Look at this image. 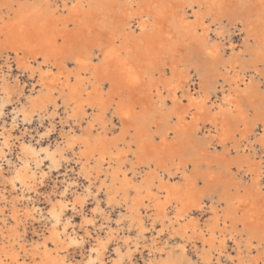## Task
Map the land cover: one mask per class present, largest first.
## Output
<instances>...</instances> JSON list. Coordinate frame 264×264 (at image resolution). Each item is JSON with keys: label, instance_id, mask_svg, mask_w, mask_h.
<instances>
[{"label": "bare ground", "instance_id": "1", "mask_svg": "<svg viewBox=\"0 0 264 264\" xmlns=\"http://www.w3.org/2000/svg\"><path fill=\"white\" fill-rule=\"evenodd\" d=\"M86 1H88L89 4L87 7L88 12L96 15L98 18L93 23V27L96 28L98 33H101L104 30L105 32L106 30L110 32L111 38L107 45L103 47V44L99 42V38L96 37L94 49L87 52V50H84L82 47L86 39L81 38V48H79V43L77 41L72 48H68V44H65L56 51L57 40H46V42L48 41L49 46V48L46 49L48 50L45 54L46 60L48 62L47 58L52 55V53H56L57 56H60L58 63L55 61V64L61 68L59 71H55L53 68H48L49 65H47L48 69L39 72L31 69L29 67L31 60L29 61L30 57H28L31 54L24 58H17L24 61V63H21V65L24 64L23 67L26 69L29 68L28 70H33L34 73H38V82L41 86L37 95H30L31 97L29 98L30 101L28 103L29 107L20 109L25 120H31V117H33L34 114H38L40 118H45L48 114L49 116H54L56 110L51 112L53 108L50 109V105H53L54 107L59 106V104L61 105V103L58 104V99L53 98V95H56L57 93L58 97L63 101L67 117L74 121L76 125L77 123L81 125V123H83L81 120H87L88 124H86V127L84 126L82 131L81 127L80 131H77L74 129L76 125H73L70 130L61 132V138L63 141L58 142V144H56L58 146H56L54 150H51L50 147L42 148V151L45 153V156L43 157L38 154L36 147L24 144L22 150H24L27 155L26 159L23 160L25 164L19 169L16 168L17 170H15L14 175L12 177L10 176L13 190L16 191L17 189V181L21 183V187L27 189V186L30 183L38 180V174L36 172H33V174H30L29 172L33 169L31 170L29 165L32 157L29 159L28 156L35 157L36 163L40 166L44 162V158H47L53 167H58L61 164V160L67 156L68 152H71L73 155H77L75 159L79 164V171L77 173L91 182V185L99 180L100 183H98L97 191L101 193L104 192L107 204L115 202L119 208L126 211L128 210L127 221L131 226L137 224L136 226L139 229L138 232L145 238V234L149 232V228L147 227V220L145 219L143 207L147 212H152L149 217L154 222H159L161 224L162 233L167 232L173 236L176 235V237L178 235L182 238H188L187 241L191 240L192 244H194V251H196L200 259L203 260H201V263L203 264H212L216 259L215 257H217L216 261H219L218 259L221 257H226L233 263H236L238 260L239 264H263L264 233L259 229V225L258 228L249 226V223L253 220L252 214L254 212V206L252 204L253 199L251 200L252 197L241 196L239 194L232 195L229 192L231 191L229 190L230 188L224 187L221 192L217 190V192L220 193V198L217 201H214V198L212 197L209 198L212 203L208 205L204 194L207 190H199L198 180L200 178L203 179L206 188L211 187V189H213L215 184L214 182H211V176L208 170L203 173L199 171L201 161L204 159L198 150L190 151L194 153H191L186 157L181 153L178 154L177 157H174V160L172 159V164L175 165V172H172L165 166L162 157L158 153L150 154L148 151L140 155L139 163L141 165H139V167L144 168L145 171L147 168L155 166L149 171V173L143 174V172H141L140 176L135 177V175L134 177L129 178L127 177L128 175L125 172V168L128 166V163H133L131 156H138V153L142 152V146L144 144L151 145L154 136L156 135H153V132L151 133L148 128H151L154 123L157 125L155 115L160 111V106H155L151 104L150 99H146L143 112L138 114L134 105L136 104V100H133V97L131 98L132 95L128 94V92H132V90L136 88L138 82L144 80L149 75L148 65H150L155 56L158 59V56L169 52L174 60L171 81L168 82V78H166L167 82H164V80L160 82L161 84H154V88L159 89L160 85H162L164 89L172 91L171 97L173 104L168 106L169 108L167 110L163 109L160 112V119L166 123L171 120L170 118L172 114H175L179 118L180 125H183L184 123L180 122V120L182 119V121H184L185 118L188 117L187 115L191 114V110L196 108L198 110V118L195 122V126H198L201 121L204 123V126H209V129L207 130H210L214 135L211 136H213V138L217 137V139L222 142L230 136L231 127L229 123L235 120L234 115L240 114L241 117H245L244 115L247 112V102H249L251 106H255V108L260 107L253 103V95L257 93V88L254 87L253 78L247 81L246 75L248 73L246 74L245 64H252L251 66L255 67L256 72H258L260 65H264V6L260 8L253 7L251 9L249 2L252 0H188L189 6L194 4L206 6V11L203 16L212 14L213 18L218 20H221V17L223 16H228L229 18H232L234 25H242L247 34L245 47L243 49L245 55H243L236 51L234 45L228 47L231 49V53H226V48L222 47L221 40L213 38L211 36L212 33L210 34L209 29H205V27L203 29L204 32L198 34V26L200 24L197 23V20L189 21L190 19L187 20L185 17L178 16V9L172 7V4L174 5V2L177 0H137V8L135 10L132 9L131 3L129 2L126 5L121 6L119 0ZM179 1H182L181 7L185 10L186 7L184 6L183 0ZM261 1L263 0H258V2ZM83 3L84 1H81V5L79 4V7L75 5L74 8L83 9ZM185 3L187 4V2ZM25 8H27V6H25ZM25 8L22 6V14L19 17L17 16V19L9 24L7 30L8 33H10L9 41L13 42L12 48L18 56L22 53L20 50H24L23 48L26 46L25 40H28V38L24 39L26 35H32L31 38H36L35 40L37 41H43L42 38L44 37V34L46 35L47 33L45 31L48 30L49 27L51 30V26L55 24V20L48 17L46 14L47 11L41 7ZM198 16L197 17L201 19V14ZM114 23L118 29L112 28ZM164 23H174L179 36L189 38L193 41V43L190 42L187 45V52L184 55L185 60L178 57L176 54L177 48L174 41L171 39L173 33H176H172L165 29ZM148 30L151 33H148ZM216 35L220 38L222 36L221 32H217ZM65 36L66 33L63 32L62 37ZM252 38H254V41H252ZM118 40H121V43H119ZM23 43L25 46H22ZM98 51H100V55L98 54ZM190 53L197 55V59H195L196 61L193 62L196 67L199 62L203 63L202 65L206 68L205 74L207 73L208 75L213 70L214 72L221 70L224 71V74H220V76H223L226 82L225 85H229L230 87L225 89L224 87L226 86H224L223 89H221L222 95H220V101L217 99L219 102H214V106L212 107L207 106L211 100V94L209 92L206 90H198L199 93L196 96L197 93L195 94L194 91H192L187 95L189 107L182 112H177L178 103L176 102V98L178 96L177 91L179 90L174 84L182 73L178 71V66L180 65L179 67H181V64L183 66L184 62L189 65ZM246 53L248 55H246ZM94 54L100 57L98 64L95 65L92 64ZM31 56L35 57L33 55ZM71 64L75 65V68L72 70L69 69ZM19 67L18 69H20ZM156 69H158V67ZM200 77L203 78L202 75H200ZM216 77H218V75H216ZM1 78L3 79V77ZM188 78L189 77L186 79ZM205 79L206 78H204V80ZM188 80L190 81V78ZM206 82L208 81L206 80ZM202 84L203 83L201 82V87ZM14 90L15 88L13 89V92H15ZM150 90H153L152 86ZM166 98L168 99V97ZM3 103L4 102H2V104ZM262 106L263 105H261V107ZM96 109L100 112L97 113ZM90 110H92V112H90ZM257 110L258 109L255 110L256 113L261 109ZM258 114L261 116L260 119L251 120L250 122L253 124L252 127L258 126L257 130H260L258 131V134L261 135L259 140L263 147L264 155V116L262 117V115H264V109ZM193 115L196 114L193 113ZM107 118H109L110 121H108ZM114 118L119 120L122 124L120 131L117 130V124L115 123ZM170 123L172 122L170 121ZM156 125L155 127H157ZM168 125L169 124H167V127L164 125L166 128H163V130L165 131H161L163 136L170 137L173 133L177 136L178 133H180L179 130L171 129V126L168 127ZM132 127L135 129V133L133 132L135 138L132 137L133 142L127 141V136L132 132ZM48 128L50 129L49 126ZM189 128L186 132L189 130L190 133L192 130ZM143 133L146 134L142 135ZM8 134L9 132L4 135V144L0 146V157H3L6 148L8 149V147H11V141ZM135 145H137V151L132 149ZM248 151L249 153L251 152V150ZM163 153H165V151ZM177 158H180L179 161L174 163ZM262 159V162L259 163L260 167L259 172L257 171L258 173L251 167L244 172L245 176H248L250 180H252L254 188H260L261 186L262 175L264 174V166L261 164H264V156ZM41 174L42 176H45V172ZM0 176L3 177V174H0ZM244 180H246V178ZM231 185L232 184H230V186ZM232 186L238 188L239 185L234 184ZM25 189L22 190L24 191ZM69 191L70 190L67 188L65 190L63 189L61 198L55 202L50 210L51 217L55 219V222L51 227L49 240L56 246V248H54L55 251L49 246L48 238L42 242L28 244L23 235L24 228L23 232H20L19 221H22L24 218H22L21 215L26 218L30 216L35 218L34 215L38 212V210L31 208L29 205H24L25 207L19 206L20 203L26 202V196L24 193L22 194L23 196H20L21 198H17V196L16 198L9 200L11 197H5L4 191L2 193L0 192V194L3 195L2 197L0 195V206L3 203H8L9 206L12 207V209H10L13 211L9 221L7 217L4 218L3 216L5 212L4 210H1V207L3 206L0 207V264H72V261H69L66 256H61L60 254V249H63L68 241L65 228H63V230L61 229V224L63 222L62 215L68 210L67 208L69 205L75 210L77 204H80L83 211L85 209L84 204L86 199L91 195L93 190L90 185L86 186L85 194L81 197L82 194L78 193L79 196L75 193V199L71 204L67 197ZM195 196L196 199H194ZM260 201H258V203H260ZM97 202L100 204L99 200ZM6 208H8V206ZM100 208L98 207L93 212L94 216L100 214ZM263 208L264 207H262V211H264ZM207 211H210L208 213L211 214V218L202 220V215L207 213ZM5 214H8V212ZM123 214L125 215L126 212H123ZM20 217L22 220H19ZM106 218L104 220H106ZM107 219H109V217ZM8 221L10 222V225L7 224L9 223ZM29 221L32 222V219ZM88 223L90 224L89 226L94 228V217L90 218ZM242 231L247 232L248 238L246 241L242 240V238H244ZM112 234L113 233L110 232L107 236L97 238L98 245L95 248L97 252V257L95 259L96 264H107L104 255L109 245L115 241V239H113L115 236H112ZM117 238H119V236ZM228 240H231L236 244L237 260L230 257L226 251ZM256 241H259L260 246H262L261 249L254 246V242ZM118 244H120V242ZM198 244H201V246H198ZM61 245L64 247H61ZM28 246L30 248H28ZM152 246L153 249L157 247L156 244H152ZM119 247L115 250L116 258L113 261V264H124L125 262L124 258L126 254H123ZM198 247H201V249L198 250ZM129 249L130 247L128 246V250ZM253 249L259 251L257 258L254 260V257H251ZM28 252L31 254H28ZM222 259L223 258H221V260ZM161 261L159 263L154 262V264H164V262Z\"/></svg>", "mask_w": 264, "mask_h": 264}, {"label": "rangeland", "instance_id": "2", "mask_svg": "<svg viewBox=\"0 0 264 264\" xmlns=\"http://www.w3.org/2000/svg\"><path fill=\"white\" fill-rule=\"evenodd\" d=\"M81 1H84L83 9L81 8L75 9L74 6L77 5L79 7L81 5L80 4ZM119 1H120L121 6H124L129 2L131 3L133 10L137 8V2H136L137 0L135 1L134 0L133 1L132 0H119ZM181 2L182 1H179V0L175 1L174 5L172 4V7L173 8L176 7L178 9V16L185 17L187 20L190 19L189 21L197 20V23L200 24L198 26V34H202L204 32L203 29L205 27V29H209L210 34L212 33L211 36L213 38H217L221 40L222 47L226 48L225 50L226 53H229V52L231 53V49L228 47H230V45H234L236 47V51L245 55V51L243 49L245 47V39L247 37V34L242 25L241 26L234 25L232 18H229L228 16L221 17V20L213 18L212 14L203 16V14H205V11H206V6L199 5V4H194L192 6H189L188 0H183L184 6L186 7L184 10L181 7L182 5ZM185 2H187V4ZM249 3H250L251 9L253 7L260 8L264 6V0L261 2H258V0H252ZM22 6L24 8L25 6H27V8L25 9H28V7L30 8L41 7L42 9L47 11L46 14L48 17L55 20V24L51 26L52 31L50 30V27L48 30L45 31L47 33L46 35L44 34V37L42 38L43 41H39V40L37 41L35 40L36 38H33V37L31 38L32 35H26L24 37V39L28 38V40H25L26 46L24 45V43L22 45V46H25L26 49L25 47L23 48L24 50L21 49L20 52L22 53L18 56L16 55V53L14 52V49L12 48L13 42L9 41L10 33H8L7 30L9 28V24H11L15 19H17V16L19 17L22 14V9H21ZM88 6L89 4H88V1L86 0H0V11H1L0 13V17H1V20H0V35H1L0 36V146L4 144V141H5L4 135L7 134L8 132H9L8 135L11 141V147H8V149L6 148L5 150L6 152L3 154V157H0V171H1L0 174H3V177L0 176L1 177L0 178L1 179L0 180V192L2 193L4 191L5 197H8V198L11 197L9 200H11L12 198L14 199L17 196H18L17 198H21L20 196H23L22 194L24 193V195L26 196V202L20 203L19 206L25 207L26 205H29L31 208H35L36 210H38V212L35 213L34 215L35 218L33 217L34 219L31 216H30L31 218L30 217L26 218L25 216L21 215V217L22 218L24 217V218L23 220L21 217L19 219V220H22L19 222L23 223V224L19 223L20 225L19 227L21 230L20 232L22 233L23 228H24L23 235L25 237V240L28 242V244L35 243V242H42L48 238L49 246L53 249V251H55L54 248H56V246L54 245L52 241L49 240L50 235H51V227L53 226L55 222V219L51 217V213H50L51 208L53 207L55 202L61 198L63 189L65 190L67 188L68 190H70L67 197L69 198L68 200H70V204H71L72 201H74L75 199V193L76 195L82 194L81 195L82 197L85 194L86 186L90 185L93 191L91 195L88 196L86 199L87 204L85 202L84 204L85 209L82 211L81 205L77 204L76 209L73 210L72 207L69 205V207L67 208L68 210H66V212L62 215L63 222L61 224V229L63 230V228H65L68 241L64 245L65 247L61 245V247H64V248L60 249V254L61 256H66L69 261H72V264H94V263L96 264L95 259L97 257V252L95 248L98 245L97 238L107 236L110 232L116 235L112 234V236H115L113 237L115 241L109 245L104 255V259L107 262V264H113V261L116 258L115 250L119 246H120L119 248L122 250V253L126 254L124 258L125 260L124 264H148V263L152 264V262L154 264V262L159 263L161 260L164 262V264H203L201 263L203 260L200 259L196 251H194L195 250V248L193 247L194 244H192L191 240L187 241L188 238H182L178 235L177 237L176 235H174L175 236L174 237L173 235L167 232L162 233L161 224L159 222H154L149 217V215L152 212L151 211L147 212V210L144 207H143L144 209L143 211L145 214V219L147 220V227L149 228V232L145 234L146 238L142 236V234L138 232L139 229L136 226L137 224L131 226L130 223L127 221L128 210L126 211V210H123L122 208H119V206L115 202H112L111 204H107V201H105L106 197L104 195V192L101 193L97 191L98 189L97 187L99 185L98 183H100L99 180L97 181L95 180L96 182L91 185V182H89L86 178H84L79 173H77L79 171V164L75 160L77 155L76 154L73 155L71 152L70 153L68 152L67 156L61 160V164L58 167H53L47 158L46 159L44 158V162L40 166L36 163L35 157L28 156L29 159L32 157L31 158L32 161L30 160L29 165L31 167V170L33 169L32 171H29V172L30 174H33V172H36L38 174L37 176L38 180L36 182L30 183L27 186V189H25L24 187H21L22 185L19 181H17L16 191L13 190L12 188L11 177L14 175L15 170L21 168V166L25 164L23 160L26 159L27 157L24 150H22V147L24 144L32 145L36 147L38 154L43 157L45 156V153L42 151V148L50 147L51 150H54L56 146H58L56 144H58V142L63 141V139L61 138L62 137L61 132H66L70 130L71 127H73V125L74 126L76 125L74 121L70 120L67 117V114L63 106L64 105L63 101L61 98L58 97L57 93L56 95H53V98L58 99L59 101L58 104L61 103V105L59 104V106L57 107L50 105V109L53 108L51 112L53 110H56V114L54 116H49L48 114L47 116H45L46 118L45 119V118H40L38 114H34V116L31 117V120H25L22 113L20 112L21 111L20 109L29 107V104H28L30 101L29 98L31 96L37 95L39 92L38 90H40L41 88L38 82V73H34L33 70L31 69H34L38 72L44 69H48V68H53L55 69V71H59L61 69L59 68V66L55 64V61L58 63L59 61L58 59H60V56H57L56 53H52V55H50L51 57L49 56L47 58L48 59V62H47L45 54L46 52H48V50L46 49H48L49 46H48V41L46 42V40L48 39L57 40L56 51H58L65 44H68L67 46L68 48H72L77 43V41L79 43V48H81V38L86 39L82 47L84 50H87V52L94 49L95 47L94 44L96 43V40H95L96 37L99 38V42L103 44L102 45L103 47L107 45L109 39L111 38L110 32L108 30H106L105 32L104 30L103 32L98 33L96 28L93 27V23L98 18L96 15L88 12V9H87ZM199 14H201V19L198 18L200 17L198 16ZM229 24L231 25L233 24V25L231 26ZM112 28L118 29L115 26V23L113 24ZM164 28L171 31L172 33L173 32L176 33V34L173 33V36H171V39L174 41V44L177 48V53H176L177 56L184 59L185 58L184 55L187 52V45L190 42L193 43V41H191L189 38H184V37L179 36L178 32L176 31L174 23H169V24L164 23ZM63 32L66 33L65 37H62ZM217 32H221V35H222L221 38L216 35ZM148 33H151V32L148 30ZM252 41H254V38H252ZM118 42L121 43V40H118ZM42 48H44L45 50ZM30 54L35 57H32ZM98 54L99 55L101 54L100 51H98ZM246 55L248 54L246 53ZM26 56L30 57L29 61L31 60L30 65H29V67L31 68L30 70H28L29 68L26 69L25 67H23L24 64L21 65V63H24V61H22L21 59H18L21 57L24 58ZM99 59L100 57L94 54L92 64L94 65L98 64ZM195 59H197V55L196 54L193 55L190 53V61L188 62L189 65L186 62H184L183 66L182 64H181V67H179L180 65L178 66V71L182 73L178 77V79L175 81V84H174L175 86L178 87V90L180 91V92L177 91V95H178L176 98V102L178 103L177 112H182L186 108L189 107V101L187 100V95L192 91H194L195 94L197 93L196 96L198 95L199 91L206 90L207 92H209L211 94V100L209 101L207 106L212 107L214 106V102L220 101V97H221L220 95H222L221 89H223L224 86H226L224 87L225 89L230 87L229 85L228 86L225 85L226 82L223 76H220V74L222 75L224 74V71L221 70V71L214 72L213 70L211 71V73H209L210 75L209 74L207 75V73L205 74L206 68L204 67V65H202L203 63L198 61L199 63L197 67L193 64V62L196 61ZM173 62H174L173 57L172 55L169 54V52L161 56H158V59L156 58V56L153 57L152 62L150 63V65H148L149 75L144 80H141L140 82H138L136 88L132 90V92H128V94L132 95L131 98L133 97L132 99L136 100V104L134 105L136 108V112L138 114L143 112L146 99L147 100L150 99L151 104L155 106L156 105L160 106L159 107L160 111L155 115L157 125L156 123L154 124L157 127H155V125L153 124L151 128H148L151 131V133L153 132V135L156 134L154 136L153 143L151 145L144 144L141 149L142 152H139L138 156H134V155L131 156L133 163L132 164L128 163V166L125 168V172L128 175L127 177L130 178V177H134L135 175H136L135 177L140 176L141 172H143V174H147L149 173V171H151L155 167V166L152 168L149 167L147 168L148 170L146 169L147 171L146 170L144 171V168L139 167V165H141L139 163V160H140L139 157L141 154H144V152L148 151L150 154L158 153L162 157L165 166L168 167L172 172H175L176 171L175 165L172 164V159L174 160V157H177L178 154L180 153L186 157V156H189L191 153H194L190 151L198 150L204 159L201 161L199 171L203 173L206 170H208L211 176V182L212 183L214 182L215 184L213 186L214 187L213 189H211V187L206 188L204 186L203 179L200 178L198 180L199 190H202V189L207 190L204 193L206 203H208V205L212 203L211 200L209 199L211 197L214 198V201H217L220 198L219 197L220 193H218L217 190L221 192L222 188L224 187L226 188L229 187L230 188L229 190H231L229 192L232 195L239 194L241 196H248L250 198L252 197L251 200L253 199L252 204L254 207L253 206L252 207L254 209V212L252 214L253 220L250 222L251 224L249 223V226L253 228L255 227L258 228V225H259L260 227L259 229H261V231H263L264 233V224H263L264 223V218H263L264 211H262V207H264V187H263L264 186V179H263L264 174L262 175L260 188H254L252 180H250L248 176H245V173H244L247 169H249V167L253 168L256 172L257 171L259 172V167H260L259 163L262 162L263 160L262 157L264 156L263 147L259 140V137L261 135L258 134V131L260 130H257L258 126L252 127L253 124L250 122L251 120H257V119L259 120L261 116L258 113H260V111L264 109V75H263L264 65H260L258 72H256L255 67L251 66L252 64L250 63L245 64L246 74L248 73L246 75V79L247 81H249L251 78H253L254 87L257 88V91H256L257 93L253 95V100H254L253 103H255L256 106L259 105L260 107L255 108V106L253 107L251 106L249 102H247V105H246L247 112L244 115L245 117L243 118L240 116V114L238 115L235 114L234 115L235 120L229 123L231 127L230 136L226 138L224 141L220 142L219 139H217V137L213 138L214 135L210 132V130H207L209 129V126L207 127L204 126V123H202L201 121L198 126H195V122L198 118L197 116L198 110L196 108H193V110H191L192 111L191 114L187 115L188 117H186L184 121H182V119L180 120V122L184 123L183 125L182 124L180 125L179 120H178L179 118L175 114H172L170 118L171 120H169L168 123L160 119L161 110L163 109L167 110L169 108L168 106H171L173 104V100L171 97L172 91L164 89L162 85H160L159 89L154 88L155 87L154 84L156 83L161 84L160 82L164 80H165L164 82H167L166 78H168V82L171 81L172 76H173L172 74L173 73L172 66H174ZM47 65H49V67ZM17 66L18 67L20 66L19 67L20 69H18ZM157 67L158 69H156ZM74 68H75V65L73 64H71V66L69 67V69L71 70ZM199 74L202 75L203 78H201ZM216 75H218V77H216ZM1 77H3V79ZM187 77L190 78V81L188 80L189 78L186 79ZM204 78L206 79L204 80ZM179 79H180V82H179ZM206 80L208 82H206ZM201 82L203 83L202 87H201ZM151 86L153 90H150ZM14 88H15L14 90L15 92H13ZM166 97H168V99ZM2 102L4 103L2 104ZM261 105L263 106L261 107ZM256 109L258 110L261 109V110H259V112L256 113L255 111ZM90 112H92V110H90ZM96 112L99 113L100 111H97L96 109ZM193 113H195L196 115H193ZM263 116L264 115H262V117ZM107 119L108 121H110L109 118ZM114 121L117 124V130L120 131L122 124L119 122V120L115 118H114ZM170 121L172 123H170ZM81 122L83 123H81V125L77 123L74 129H76L77 131H80V127H81V131H82L84 126L86 127L87 126L86 124H88L87 120H81ZM167 124H169L168 127L171 126V129L172 128L177 129L179 130L180 133H178L177 136H175V133H173L170 137L169 136L167 137L165 135L163 136V133H161V131H165L163 130V128H166ZM164 125H166V127ZM48 126L50 127V129L48 128ZM188 128L192 130L190 133H189V130L188 132H186ZM131 131L132 132H130L129 135L127 136V141L133 142L132 137L135 138L134 127H132ZM197 133L199 136L197 135ZM244 133H245V137H244ZM145 134L146 133H143L142 135H145ZM189 140H192V141H189ZM168 144L170 145V147ZM132 149L134 151H137L138 150L137 145H135V147H133ZM248 150H251V152L249 153ZM164 151L165 153H163ZM179 159L180 158H177V160H175L174 163H176V161H179ZM261 165L264 166V164H261ZM43 172H45V176H42L41 173ZM263 173H264V170H263ZM245 178L246 180H244ZM230 184L232 185L235 184L239 186L238 188H235L232 185L230 186ZM22 189H25V190L23 191ZM0 195L1 197L3 196L2 194ZM194 199H196V196L194 197ZM96 200L97 201L99 200L100 204H98L99 202H97ZM258 201H260V203H258ZM4 204L5 203L1 205L3 207L1 206L0 207L2 208L1 210L5 211L3 215L4 218L7 217L9 219L11 218V215L13 213V211L11 210L12 207L9 206L8 203L5 204L6 206ZM7 206L8 208H6ZM98 207L99 208L101 207L100 208L101 212L100 214H98L99 217L93 215V212ZM7 212L8 214H5ZM123 212L124 213L126 212L127 215L126 214L124 215ZM208 212L210 211H207V213L202 215V218H203L202 220L211 218V214H209ZM93 217L95 221L94 228L89 226L90 224L88 223V220ZM106 217L107 218L109 217L110 220L107 219ZM105 218L106 220H104ZM31 219H32V222L29 221ZM7 224L10 225V222ZM104 228L106 231L104 230ZM243 234H244V238H242V240L246 241L248 238L247 232L244 231ZM116 236L117 237L119 236L120 239L117 238ZM142 237L144 240L142 239ZM119 242L120 244H118ZM254 243H255L254 244L255 247H259L260 249L262 248V246H260L259 241H256ZM152 244H156L157 247L154 248L156 250L152 248L153 247ZM227 244L228 245L226 247L227 248L226 251L228 252L229 256L237 260L235 242L228 240ZM127 245L130 247L129 250H128ZM29 246L28 248H30ZM198 246H201V244H198ZM200 249L201 247H198V250ZM258 253L259 251L257 249H253L252 254H251V257L252 258L254 257L253 260L257 258ZM28 254H31V253L28 252ZM215 258L212 264H239L238 260L236 263H233L229 258H226V257H221L224 260L223 259L221 260L220 258L218 259L219 261H216L217 257Z\"/></svg>", "mask_w": 264, "mask_h": 264}]
</instances>
